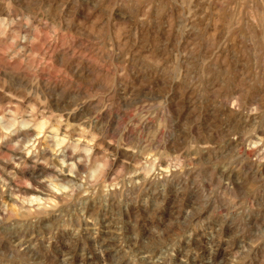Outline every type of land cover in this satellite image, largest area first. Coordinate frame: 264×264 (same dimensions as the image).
<instances>
[{"label": "clouds", "instance_id": "clouds-1", "mask_svg": "<svg viewBox=\"0 0 264 264\" xmlns=\"http://www.w3.org/2000/svg\"><path fill=\"white\" fill-rule=\"evenodd\" d=\"M157 2L92 0L86 16L99 14L77 30L111 52L118 25L146 23ZM205 2L219 5L229 34L243 39L249 67L220 82L215 107L224 122L201 139L171 117L167 97L118 117L111 132L100 121L111 109L99 96L70 97L61 107L57 93L54 109L40 73L74 26L64 17L69 0L47 7L40 0L15 15L12 0H0L8 13L0 14V71L28 81L6 91L9 81L0 77L7 98L0 99V264H264V0ZM180 3L191 16L194 0ZM117 9L121 19L113 21ZM165 71L204 86L202 73L191 79L195 67L175 61ZM92 100L100 106L83 114ZM178 188L185 202L175 207ZM133 204L147 213L143 224L138 214L122 219ZM199 232L209 240L206 252L193 247Z\"/></svg>", "mask_w": 264, "mask_h": 264}, {"label": "rangeland", "instance_id": "rangeland-1", "mask_svg": "<svg viewBox=\"0 0 264 264\" xmlns=\"http://www.w3.org/2000/svg\"><path fill=\"white\" fill-rule=\"evenodd\" d=\"M164 1L166 3V0H163V1L161 0V1H159L160 3L157 2L153 6L154 8L152 7V9L149 11V13H148L149 19L147 21L148 23L146 22V24L149 27L148 32H142V34H141V31L139 30L140 24L137 25L131 20L129 21L128 24L120 23L118 26L121 30V38L122 39L121 38H120L121 40L115 39L110 43L109 47L111 48L112 51L109 53V52H103V51L101 52V50L96 48V46L89 41V39L87 38V33H85L84 35H81L77 30L79 22L83 21L86 25H89V24H91V21L95 18V15L99 14L97 12L93 16H86L87 9L90 8L92 5V0H80L79 5L75 4V0H69V3L67 4V7L64 10V17L67 18L70 22L71 21L74 22V26L68 32L67 36H65L66 39L63 38V40H61L59 42L60 44L63 45V47H61L60 50L67 51L68 55H67V57H65L63 59H61L56 54L53 55V58H52L53 62H51V66L49 68H47L45 71H43L44 73L42 72L44 75L40 76L43 81L45 80V78L47 76L48 77L45 81L48 80V83H49V80L51 81L49 83L48 88H46L44 86V83H42V81H41V89L44 91L45 95H47L51 98V103H52L53 108L55 109L58 106L57 100H56L57 93H59L60 96L62 97V99L59 102V106H61V107L70 106L69 105V98L70 97L72 98V103H75L76 101L80 100L81 98H83L85 96H89L90 94L95 95V96H99L103 100L104 103H106L110 106L111 110H106L105 112H103L100 116V121H101V123H108L109 122L110 123L109 131L111 132V131H115L116 124L118 123V119H117L118 117H123V116L127 115V113L129 111L135 110L137 107H145L148 105H154V104L158 103L157 98L167 97V100H168L167 107H168V112L171 113V117H174L179 122L187 121V127H189L192 135H195L198 138H201V139L206 138L207 134H208L207 130H211V129L215 128L217 125L222 124L224 122L223 117L221 115L222 109L215 107V105L217 103L216 99H215L217 92H215V91L218 89L219 84L222 80L227 79L230 82L233 79H235L236 77L242 76L248 70V67H249L248 54L246 51L244 41H243V39L241 40V37L239 35H237L235 32L232 34H229L228 29L226 27V23H227V22H225L226 20H223V19L221 20L219 18L221 20V22L217 23L218 17L215 13L217 8L216 9L214 8V4L208 5L206 2H205L206 4L201 3V0H199L200 5L199 4L198 5L201 8L200 9L198 7V5H196V3L194 2L192 5L193 14L190 17L188 15L189 10L186 7H183L181 5V3H179L180 0H168L167 4H164ZM48 2H49V0H44V6L45 7L48 6ZM39 3H40V0H12V9H14L12 11H13L14 15L19 14L21 12L32 11L34 8H36L38 6ZM56 3L58 4L59 0H56ZM86 4H87V6H86ZM162 4L165 7L162 6ZM52 7H53V9H55L56 4H53ZM155 7H158V9ZM195 7L197 8V11H196ZM164 8H166V9H164ZM170 9H172V10H170ZM198 9L200 10V12H198L199 11ZM82 10H83V12H82ZM116 11L120 12L119 9H117ZM206 11H207V13H206ZM0 12H1L0 14H3V15L8 14V13H6L7 9L4 5H0ZM118 12H115L113 14V18H112L113 21H119L121 19ZM177 12H179V13H177ZM195 14H196V16H195ZM200 15H202V16H200ZM214 16H215V18H214ZM159 17H161V18H159ZM154 18H156L158 21V23H157L158 26L156 25L157 26L156 28L153 27V26H155L154 21H153ZM192 20H194V22ZM208 20H210V21H208ZM169 21H171V22H169ZM105 23L107 24L106 31L114 33L115 27H114L113 23H109L106 19H105ZM120 25H121V27H120ZM201 25H203V26L201 27ZM204 25H207V26H204ZM168 26L170 29L168 28ZM211 26H212V28H214V30L217 33L212 31L213 29H211ZM195 27H196V29H195ZM65 28H67V25H65ZM159 28H160V31L158 33L159 35L157 36L156 35V29L159 30ZM165 29H169L168 30L169 34L167 33L169 35V37H168V39H166L164 41L163 40L164 35L162 34V36H161V33ZM186 29H187V31H186ZM204 29H205V32H204ZM131 30L133 31L132 33H130ZM199 30H201V31H199ZM221 31H223V33ZM212 33H213V39L211 42L212 44H208V46H207L205 44L204 39L207 37H211ZM194 35L196 37H194ZM207 35H209V36H207ZM214 35H215V37H214ZM217 36H219V39ZM176 37H177V39H176ZM72 38L74 40H72ZM200 38H201V41H199ZM152 39H153V41H152ZM238 40L239 41L241 40V41L239 42ZM67 41H69V42H67ZM117 41L119 42V44L117 43ZM78 42H81V43L78 44ZM153 42H155V43H153ZM241 43H242V45H241ZM64 44H66L65 45L66 49H63ZM74 44H76V45H74ZM82 44H84V46ZM88 44L90 47H86V46H88ZM199 44H200V48L197 47V46H199ZM169 45L171 47H168ZM174 45H175V47H174ZM210 45L213 47H211ZM68 46L69 47L71 46L70 47L71 49ZM73 46L76 48H74ZM81 46H83V47H81ZM177 46H178V48H177ZM232 46L236 47V48H233ZM239 46H240V48H239ZM85 47H86V49H85ZM117 47L119 49H117ZM128 47L131 49H129ZM231 47L233 50L231 49ZM244 47H245V50H244L245 54L243 51ZM88 48H90L91 51ZM213 48L215 49V51H212V50H214ZM88 50H89V52H88ZM199 50H200V52H199ZM207 50H209V51H207ZM68 51H70V52H68ZM74 51L77 53V55H73ZM242 51H243V53H242ZM158 52H160V53H158ZM108 53L110 56L108 55ZM144 53H146V54H144ZM150 53L152 54V56ZM90 54L92 56H90ZM148 54L152 60H157V59L160 60L161 59L160 61H162V66H161L162 68L154 69V67L152 65H150L145 60L146 55L149 58ZM235 54H236V56H235ZM79 55H81L80 56L81 60H85L89 64L92 62L91 63L92 66H94L96 68L101 67L100 69L102 71H108V72L110 71L111 72L110 75L112 76V77L110 76V80L104 81L105 79L102 76L94 78L88 73L87 67L83 66L80 63L76 64L75 62L73 63L70 61V57H74L75 59L80 60ZM86 55H87V57H86ZM223 55H225V56H223ZM215 56H216V58H214ZM244 56H245V58L246 57L247 58L245 59ZM89 57L90 58L95 57V58H93V60L95 59L98 62L95 63L96 61L95 60L93 61ZM156 57H157V59H156ZM87 58H89V59L87 60ZM109 58H111L112 61ZM163 58L165 60H163ZM220 58L222 60H220ZM215 59H217V60H215ZM231 59H233V60H231ZM236 60H238V61H236ZM175 61H179L181 69L190 70V66L195 67L197 69V72L191 76V79H193V80L197 79L198 76L202 73L204 76V80L202 81V83L204 85L203 88L198 90L196 86L190 85L187 79H185L183 81L172 80L169 73L166 72L165 69L168 67V65L172 64ZM218 62H219V66H216L215 64H218ZM226 62H228V63H226ZM121 63H124V64H121ZM235 63H237V64H235ZM96 64H98V65L100 64V65L96 66ZM54 65H56L57 67ZM101 65L104 67H102ZM82 68H84V69H82ZM226 68H227L228 72L225 71ZM240 68H242V69H240ZM121 70L124 73L121 72ZM242 70L244 71V73ZM78 71H79V73H78ZM80 71L83 73H81ZM164 71H165V73H164ZM118 73H119V75H118ZM0 74H1L0 77H3L9 81V87H8L9 89L6 88L5 89L6 91L10 90V89H14L17 85H20L21 83L27 84V82H28L27 79H24L23 76H21V75L15 79L14 77H11L10 74L7 75L8 73H6L5 71H0ZM164 74H166V75H164ZM82 75H83V77H82ZM121 75H122V77L120 78ZM235 75H236V77H235ZM85 76H86V78H84ZM166 76L168 77V79L166 78ZM89 77L91 78V80ZM49 78H51V79H49ZM52 78H54V80H52ZM85 79H87V80H85ZM166 79L169 82L166 83L165 82V81H167ZM65 81H67V82H65ZM120 81H122V82H120ZM126 81H128V82L126 83ZM176 83H177V85H176ZM96 84L99 86V88L97 87ZM102 85H104V86L107 85V86L104 87ZM44 87H45V89H43ZM54 88H55V90H54ZM62 88L64 90H62ZM59 89L61 90V92ZM86 89H88V90H86ZM201 91L204 92L203 96L200 95ZM0 99H2L5 102L7 100L6 97H3L2 93H0ZM95 106L98 108L100 105H99V103H97L96 100L95 101L92 100L90 102V104H88V105L86 104L83 107L82 113L87 114V113L95 112V110L97 109ZM77 115L79 116L80 113H78ZM75 118L77 119V117H73V121L76 120ZM229 119H231V118H229ZM171 123H172V120L170 118L169 119L170 126H171ZM179 127H180V125H179V123H177L176 129L178 130ZM214 134L215 133H213V135ZM177 192L180 193V195L177 198V205H175V207H179L180 205H182L185 202L183 199L182 190L178 188ZM86 214L91 215L90 212L86 213ZM121 215H122V219L125 222L128 220L129 215H137V219H140L142 224L147 219V213L145 212L143 207L135 205V204L130 205L128 207V209H126V210H122ZM153 218H155V217H153ZM102 219L111 220V217L110 216L109 217H102ZM101 228L103 231L107 230L105 224H102ZM197 237L198 238H194L193 247L199 249L201 252H206L205 245L207 243H209L207 236H205V234L203 232H199V233H197ZM223 251H224V246L221 245V252L223 253ZM77 264H79V258L77 259Z\"/></svg>", "mask_w": 264, "mask_h": 264}, {"label": "bare ground", "instance_id": "bare-ground-1", "mask_svg": "<svg viewBox=\"0 0 264 264\" xmlns=\"http://www.w3.org/2000/svg\"><path fill=\"white\" fill-rule=\"evenodd\" d=\"M159 1H161V0H159ZM159 1H158V2H159ZM162 1H163V0H162ZM167 2H168V0H166V3H165V1H164V4H167ZM172 2H173V1H172ZM194 2L196 3V5H198L200 1H199V0H195ZM159 3H160V2H159ZM179 3H180V2H179ZM205 4H206V3H205ZM199 5H200V4H199ZM199 5H198V7H199ZM201 5H202V4H201ZM86 6H87V4H86ZM162 6H164V5L162 4ZM162 6H161V7H162ZM164 7H165V6H164ZM171 7H172V6H171ZM193 7H194V6H193ZM202 7H203V6H202ZM219 7H220L219 5L214 4V8H215V9L217 8V10H216L215 13H216L218 19L220 18V19L222 20V17H221V15H220L219 11H218V10H219ZM153 8H154V7H153ZM155 8L158 9V7H155ZM174 8H175V7H174ZM195 8H196V7H195ZM199 8H200V7H199ZM205 8H206V7H205ZM159 9H160V8H159ZM164 9H166V8H164ZM175 9H176V8H175ZM192 9H193V8H192ZM200 9H201V8H200ZM12 10H14V9H12ZM77 10H78V9H77ZM153 10H154V9H153ZM161 10H162V9H161ZM170 10H172V9H170ZM198 10H199V9H198ZM79 11H80V10H79ZM119 11H120V9H119ZM168 11H169V10H168ZM179 11H180V10H179ZM196 11H197V8H196ZM76 12H77V11H76ZM82 12H83V10H82ZM116 12H118V11H116ZM159 12H160V11H159ZM171 12H172V11H171ZM198 12H200V10H199ZM201 12H202V11H201ZM0 13H1V12H0ZM6 13H7V12H6ZM118 13H120V12H118ZM177 13H179V12H177ZM206 13H207V11H206ZM13 14H14V13H13ZM163 14H164V13H163ZM171 14H172V13H171ZM180 14H181V13H180ZM201 14H202V13H201ZM4 15H5V14H4ZM77 15H78V14H77ZM166 15H167V14H166ZM208 15H209V14H208ZM74 16H75V15H74ZM119 16H120V15H119ZM160 16H161V15H160ZM171 16H172V15H171ZM186 16H187V15H186ZM195 16H196V14H195ZM200 16H202V15H200ZM209 16H210V15H209ZM209 16H208V17H209ZM212 16H213V15H212ZM157 17H158V16H157ZM190 17H191V16H190ZM198 17H199V16H198ZM210 17H211V16H210ZM159 18H161V17H159ZM178 18H179V17H178ZM214 18H215V16H214ZM69 19H70V18H69ZM176 19H177V18H176ZM192 19H193V18H192ZM195 19H196V18H195ZM205 19H206V18H205ZM216 19H217V18H216ZM82 20H83V19H82ZM166 20H167V19H166ZM172 20H173V19H172ZM213 20H214V19H213ZM223 20H224V19H223ZM153 21H154V25H155V26H153V27L156 28V27L158 26V24H157L158 21H157L156 18H154ZM164 21H165V20H164ZM192 21L194 22V20H192ZM192 21H191V22H192ZM208 21H210V20H208ZM71 22H72V21H71ZM165 22H166V21H165ZM169 22H171V21H169ZM175 22H176V21H175ZM198 22H199V21H198ZM225 22H226V21H225ZM147 23H148V22H147ZM151 23H152V22H151ZM196 23H197V22H196ZM196 23H195V24H196ZM203 23H204V22H203ZM215 23H216V22H215ZM166 24H167V23H166ZM192 24H193V23H192ZM213 24H214V23H213ZM66 25H67V24H66ZM121 25H122V24H121ZM121 25H120V27H121ZM133 25H134V24H133ZM156 25H157V26H156ZM167 25H168V24H167ZM172 25H173V24H172ZM199 25H200V24H199ZM76 26H77V25H76ZM123 26H124V25H123ZM191 26H192V25H191ZM194 26H195V25H194ZM202 26H203V25H201V27H202ZM204 26H207V25H204ZM208 26H209V25H208ZM164 27H165V26H164ZM187 27H188V26H187ZM187 27H186V28H187ZM196 27H197V26H196ZM196 27H195V29H196ZM199 27H200V26H199ZM133 28H134V27H133ZM168 28H169V26H168ZM192 28H193V27H192ZM203 28H204V27H203ZM203 28H202V29H203ZM209 28H210V27H209ZM122 29H123V28H122ZM151 29H152V28H151ZM161 29H162V28H161ZM169 29H170V28H169ZM169 29H165L162 33L160 32V33H161V36H162V34L164 35V37H163V38H164V39H163L164 41H165L166 39H168V37H169V35H168V34H169V33H168V30H169ZM187 29H188V28H187ZM187 29H186V31H187ZM198 29H199V28H198ZM206 29H207V28H206ZM211 29H213L212 31L216 32V31L214 30V28H212V26H211ZM216 29H217V28H216ZM128 30H129V29H128ZM139 30L141 31V34H142V32H148V31H149V27H148V25H147L146 23H143V24H140V26H139ZM209 30H210V29H209ZM124 31H125V30H124ZM159 31H160V28H159V30L156 29V35H157V36L159 35V34H158ZM174 31H175V30H174ZM177 31H178V30H177ZM199 31H201V30H199ZM122 32H123V31H122ZM127 32H128V31H127ZM132 32H133V31L131 30L130 33H132ZM204 32H205V29H204ZM208 32H209V31H208ZM221 32L223 33V31H221ZM167 33H168V34H167ZM173 33H174V32H173ZM186 33H187V32H186ZM216 33H217V32H216ZM219 33H220V32H219ZM145 34H146V33H145ZM190 34H191V33H190ZM192 34H193V33H192ZM204 35H205V34H204ZM185 36H186V35H185ZM188 36H189V35H188ZM207 36H209V35H207ZM232 36H233V35H232ZM232 36H231V37H232ZM194 37H196V36L194 35ZM214 37H215V35H214ZM217 37H218V39H219V36H217ZM217 37H216V38H217ZM64 38H65V37H64ZM78 38H79V37H78ZM78 38H77V39H78ZM127 38H128V37H127ZM187 38H188V37H187ZM190 38H191V37H190ZM202 38H203V37H202ZM65 39H66V38H65ZM121 39H122V38H121ZM121 39H120V40H121ZM135 39H136V38H135ZM143 39H144V38H143ZM158 39H159V38H158ZM176 39H177V37H176ZM188 39H189V38H188ZM191 39H192V38H191ZM212 39H213V33H212L211 37H207V38L204 39V40H205V44H206L207 46H208V44H212V43H211V42H212ZM218 39H217V40H218ZM236 39H237V38H236ZM62 40H63V39H62ZM70 40H71V39H70ZM72 40H74V39L72 38ZM128 40H129V39H128ZM138 40H139V39H138ZM178 40H179V39H178ZM202 40H203V39H202ZM225 40H226V39H225ZM241 40H242V38H241ZM241 40H240V41H241ZM132 41H133V40H132ZM139 41H140V40H139ZM152 41H153V39H152ZM152 41H151V42H152ZM184 41H185V40H184ZM199 41H201V38H200ZM228 41H229V40H228ZM238 41H239V40H238ZM240 41H239V42H240ZM67 42H69V41H67ZM70 42H71V41H70ZM120 42H121V41H120ZM129 42H130V41H129ZM129 42H128V43H129ZM178 42H179V41H178ZM203 42H204V41H203ZM213 42H214V41H213ZM235 42H236V41H235ZM235 42H234V43H235ZM239 42H238V43H239ZM79 43H81V42H78V44H79ZM117 43L119 44L118 41H117ZM128 43H127V44H128ZM153 43H155V42H153ZM156 43H157V42H156ZM159 43H160V42H159ZM168 43H169V42H168ZM197 43H198V42H197ZM122 44H123V43H122ZM124 44H125V43H124ZM127 44H126V45H127ZM166 44H167V43H166ZM228 44H229V43H228ZM235 44H236V43H235ZM65 45H66V44H64V48H63V49H66V48H65V47H66ZM71 45H72V44H71ZM74 45H76V44H74ZM82 45L84 46V44H82ZM155 45H156V44H155ZM157 45H158V44H157ZM218 45H219V44H218ZM239 45H240V44H239ZM241 45H242V43H241ZM83 46H81V47H83ZM160 46H161V45H160ZM162 46H163V45H162ZM178 46H179V45H178ZM178 46H177V48H178ZM210 46H211V45H210ZM228 46H229V45H228ZM68 47H69V46H68ZM70 47H71V46H70ZM70 47H69V48H70ZM73 47H74V46H73ZM73 47H72V48H73ZM86 47H90L89 44H88V46H86ZM86 47H85V49H86ZM92 47H93V46H92ZM124 47H125V46H124ZM168 47H171V46L169 45ZM168 47H167V48H168ZM174 47H175V45H174ZM197 47L200 48V44H199V46H197ZM211 47H213V46H211ZM232 47H233V46H232ZM232 47H231V49H232ZM237 47H238V46H237ZM74 48H76V47H74ZM79 48H80V47H79ZM96 48H97V47H96ZM120 48H121V47H120ZM128 48H129V47H128ZM162 48H163V47H162ZM195 48H196V47H195ZM207 48H208V47H207ZM214 48H215V47H214ZM214 48H213V49H214ZM233 48H236V47H233ZM239 48H240V46H239ZM70 49H71V48H70ZM80 49H81V48H80ZM88 49L90 50V48H88ZM117 49H119V48L117 47ZM129 49H131V48H129ZM163 49H164V48H163ZM169 49H170V48H169ZM184 49H185V48H184ZM196 49H197V48H196ZM68 50H69V49H68ZM89 50H88V52H89ZM232 50H233V49H232ZM234 50H235V49H234ZM244 50H245V47H244L243 51H244ZM90 51H91V50H90ZM120 51H121V50H120ZM135 51H136V50H135ZM207 51H209V50H207ZM212 51H215V49L212 50ZM225 51H226V50H225ZM236 51H237V50H236ZM243 51H242V53H243ZM68 52H70V51H68ZM101 52H102V51H101ZM160 52H161V51H160ZM160 52H158V53H160ZM183 52H184V51H183ZM188 52H189V51H188ZM199 52H200V50H199ZM204 52H205V51H204ZM97 53H98V52H97ZM109 53H110V52H109ZM109 53H108V55H109ZM120 53H121V52H120ZM158 53H157V54H158ZM169 53H170V52H169ZM206 53H207V52H206ZM225 53H226V52H225ZM234 53H235V52H234ZM242 53H241V54H242ZM55 54H56L57 56H59L61 59L67 57V55H68L67 51H65V50L57 51ZM55 54H54V55H55ZM105 54H106V53H105ZM144 54H146V53H144ZM150 54H151V53H150ZM153 54H154V53H153ZM155 54H156V53H155ZM175 54H176V53H175ZM212 54H213V53H212ZM244 54H245V51H244ZM76 55H77V54H76ZM162 55H163V54H162ZM166 55H167V54H166ZM166 55H165V56H166ZM204 55H205V54H204ZM215 55H216V54H215ZM218 55H219V54H218ZM238 55H239V54H238ZM80 56H81V55H79V58H80ZM90 56H92V55L90 54ZM109 56H110V55H109ZM114 56H115V55H114ZM117 56H118V55H117ZM119 56H120V55H119ZM148 56H149V54H148ZM151 56H152V54H151ZM173 56H174V55H173ZM223 56H225V55H223ZM235 56H236V54H235ZM245 56H246V55H245ZM245 56H244V58H245ZM83 57H84V56H83ZM86 57H87V55H86ZM146 57H147V55H146ZM146 57H145V58H146ZM153 57H154V56H153ZM212 57H213V56H212ZM226 57H227V56H226ZM242 57H243V56H242ZM89 58H90V57H89ZM89 58H87V60H88ZM93 58H95V57H91L90 59L93 60ZM149 58H151V57L149 56ZM214 58H216V56H215ZM217 58H218V57H217ZM244 58H243V59H244ZM246 58H247V57H246ZM246 58H245V59H246ZM109 59H111V58H109ZM154 59H155V58H154ZM156 59H157V57H156ZM229 59H230V58H229ZM94 60H95V59H94ZM94 60H93V61H94ZM123 60H124V59H123ZM123 60H122V61H123ZM160 60H161V59H160ZM163 60H165V59L163 58ZM213 60H214V59H213ZM213 60H212V61H213ZM215 60H217V59H215ZM220 60H222V59L220 58ZM224 60H225V59H224ZM231 60H233V59H231ZM70 61L73 62V63L75 62L76 64H77V63H80V64H82L83 66L87 67L88 73H89L92 77H94V78L99 77V76H102V77L105 79L104 81H109V80H110V76H111L110 73H111V72H110V71H109V72H108V71H102V70L100 69L101 67L96 68V67L92 66V64H91L92 62L90 63V64H91V65H90L87 61H85V60H81V58H80V60H79V59H75L74 57H70ZM95 61H96L95 63L98 62L97 60H95ZM99 61H100V60H99ZM111 61H112V59H111ZM130 61H131V60H130ZM200 61H201V60H200ZM236 61H238V60H236ZM52 62H53V61H52ZM65 62H66V61H65ZM68 62H69V61H68ZM102 62H103V61H102ZM215 62H216V61H215ZM228 62H229V61H228ZM228 62H226V63H228ZM111 63H112V62H111ZM111 63H110V64H111ZM114 63H115V62H114ZM114 63H113V64H114ZM223 63H224V62H223ZM80 64H79V65H80ZM121 64H124V63H121ZM130 64H131V63H130ZM146 64H147V63H146ZM208 64H209V63H208ZM213 64H214V63H213ZM213 64H212V65H213ZM221 64H222V63H221ZM235 64H237V63H235ZM235 64H234V65H235ZM79 65H78V66H79ZM93 65H94V64H93ZM99 65H100V64H99ZM99 65L96 64V66H99ZM133 65H134V64H133ZM212 65H211V66H212ZM215 65H216V66H219V62H218V64H215ZM54 66H56V65H54ZM83 66H82V67H83ZM101 66H102V65H101ZM106 66H107V65H106ZM111 66H112V65H111ZM129 66H130V65H129ZM235 66H236V65H235ZM56 67H57V66H56ZM68 67H69V66H68ZM71 67H72V66H71ZM102 67H104V66H102ZM108 67H109V66H108ZM108 67H107V68H108ZM120 67H121V66H120ZM137 67H138V66H137ZM148 67H149V66H148ZM231 67H232V66H231ZM233 67H234V66H233ZM76 68H77V67H76ZM79 68H80V67H79ZM110 68H111V67H110ZM161 68H162V67H161ZM165 68H166V67H165ZM235 68H236V67H235ZM50 69H51V68H50ZM59 69H60V68H59ZM70 69H71V68H70ZM82 69H84V68H82ZM154 69H156V68H154ZM163 69H164V68H163ZM201 69H202V68H201ZM222 69H223V68H222ZM240 69H242V68H240ZM57 70H58V69H57ZM61 70H62V69H61ZM73 70H74V69H73ZM131 70H132V69H131ZM161 70H162V69H161ZM84 71H85V70H84ZM118 71H119V70H118ZM124 71H125V70H124ZM155 71H156V70H155ZM155 71H154V72H155ZM218 71H219V70H218ZM225 71L228 72L227 68L225 69ZM229 71H230V70H229ZM242 71H243V70H242ZM242 71H241V72H242ZM49 72H50V71H49ZM80 72H81V71H80ZM119 72H120V71H119ZM121 72H123V71L121 70ZM161 72H162V71H161ZM43 73H44V72H43ZM43 73H40V76H41V75H44ZM46 73H47V72H46ZM78 73H79V71H78ZM81 73H83V72H81ZM123 73H124V72H123ZM126 73H127V72H126ZM155 73H156V72H155ZM164 73H165V71H164ZM231 73H232V72H231ZM235 73H236V72H235ZM243 73H244V71H243ZM1 74H2V73H1ZM1 74H0V75H1ZM3 74H4V73H3ZM113 74H114V73H113ZM113 74H112V75H113ZM132 74H133V73H132ZM156 74H157V73H156ZM160 74H161V73H160ZM7 75H9V74H7ZM51 75H52V74H51ZM57 75H58V74H57ZM76 75H77V74H76ZM85 75H86V74H85ZM118 75H119V73H118ZM125 75H126V74H125ZM164 75H166V74H164ZM237 75H238V74H237ZM5 76H6V75H5ZM10 76H11V77H14V78L16 79V78H17L18 76H20V75H10ZM91 76H90V77H91ZM127 76H128V75H127ZM223 76H224V75H223ZM42 77H43V76H42ZM47 77H48V76H47ZM47 77L45 78V80L47 79ZM82 77H83V75H82ZM90 77H89V78H90ZM92 77H91V78H92ZM111 77H112V76H111ZM121 77H122V75L120 76V78H121ZM124 77H125V76H124ZM164 77H165V76H164ZM220 77H221V76H220ZM235 77H236V75H235ZM84 78H86V76H85ZM91 78H90V80H91ZM127 78H128V77H127ZM166 78L168 79L167 76H166ZM228 78H229V77H228ZM19 79H20V78H19ZM49 79H51V78H49ZM167 79H166V80H167ZM45 80L43 81L42 78H41V81H42V83H44V86H45L46 88H48V87H49L48 80H47V81H45ZM52 80H54V78H52ZM85 80H87V79H85ZM172 80H173V79H172ZM233 80H234V79H233ZM20 81H21V80H20ZM112 81H113V80H112ZM112 81H111V82H112ZM54 82H55V81H54ZM79 82H80V81H79ZM82 82H83V81H82ZM86 82H87V81H86ZM90 82H91V81H90ZM111 82H110V83H111ZM120 82H122V81H120ZM127 82H128V81H126V83H127ZM165 82L167 83V82H169V81L167 80V81H165ZM230 82H231V81H230ZM52 83H53V82H52ZM52 83H51V84H52ZM70 83H71V82H70ZM77 83H78V82H77ZM91 83H92V82H91ZM78 84H79V83H78ZM81 84H82V83H81ZM102 84H103V83H102ZM108 84H109V83H108ZM53 85H54V84H53ZM68 85H69V84H68ZM96 85H97V84H96ZM121 85H122V84H121ZM169 85H170V84H169ZM176 85H177V83H176ZM59 86H60V85H59ZM102 86H104V85H102ZM105 86H107V85H105ZM105 86H104V87H105ZM113 86H114V85H113ZM178 86H179V85H178ZM45 87H44L43 89H45ZM51 87H52V86H51ZM66 87H67V86H66ZM69 87H70V86H69ZM72 87H73V86H72ZM97 87L99 88L98 85H97ZM108 87H109V86H108ZM86 88H87V87H86ZM175 88H176V87H175ZM214 88H215V87H214ZM7 89H9V88H7ZM65 89H66V88H65ZM75 89H76V88H75ZM104 89H105V88H104ZM216 89H217V88H216ZM216 89H215V90H216ZM54 90H55V88H54ZM59 90H60V89H59ZM62 90H64V89L62 88ZM83 90H84V89H83ZM86 90H88V89H86ZM65 91H66V90H65ZM78 91H79V90H78ZM175 91H176V90H175ZM60 92H61V90H60ZM62 92H63V91H62ZM75 92H76V91H75ZM79 92H80V91H79ZM212 92H213V91H212ZM215 92H217V90H216ZM77 93H78V92H77ZM93 94H94V93H93ZM130 94H131V93H130ZM213 94H214V93H213ZM51 95H52V94H51ZM82 95H83V94H82ZM90 95H91V94H90ZM172 95H173V94H172ZM76 96H77V95H76ZM83 96H84V95H83ZM85 97H87V96H85ZM54 98H55V97H54ZM54 98H53V99H54ZM102 98H103V97H102ZM169 99H170V98H169ZM171 99H172V98H171ZM94 101H95V100H94ZM92 103H93V102H92ZM97 103H98V102H97ZM54 104H55V103H54ZM66 104H67V103H66ZM89 104H90V103H89ZM55 105H56V104H55ZM87 105H88V104H87ZM91 105H92V104H91ZM91 105H90V106H91ZM95 107H96V106H95ZM96 108H97V107H96ZM75 119H76V118H75ZM75 119H74V120H75ZM105 120H106V119H105ZM108 123H109V122H108Z\"/></svg>", "mask_w": 264, "mask_h": 264}]
</instances>
